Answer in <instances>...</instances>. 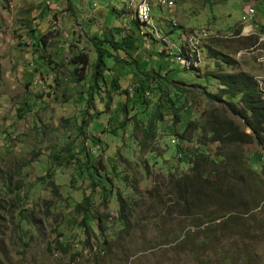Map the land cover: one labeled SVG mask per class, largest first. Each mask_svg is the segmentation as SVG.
I'll return each mask as SVG.
<instances>
[{"label": "rangeland", "instance_id": "obj_1", "mask_svg": "<svg viewBox=\"0 0 264 264\" xmlns=\"http://www.w3.org/2000/svg\"><path fill=\"white\" fill-rule=\"evenodd\" d=\"M170 1L0 0V264H264L260 147L198 145L212 108L243 129L241 120L203 98L198 86L209 92L217 86L212 72L253 76L264 99V0ZM140 2L163 7L152 10L153 29L141 27L142 34L129 18ZM105 7V15L92 11ZM109 29L121 33L110 38ZM131 37L134 51L112 53L118 64L103 58L105 82L94 86L98 40ZM186 43L196 54L190 71L166 56ZM72 56L87 58L81 81ZM220 56L234 64H221ZM152 70L188 86L175 123L166 98L150 93L124 111L142 73ZM114 79L117 91L110 88ZM187 122L197 128L175 144ZM195 152L215 162L208 179L220 180L223 196L194 193L192 208L180 211L173 180L190 176ZM85 198L95 225L88 230L79 227L74 208ZM119 199L127 205L125 226Z\"/></svg>", "mask_w": 264, "mask_h": 264}, {"label": "trees", "instance_id": "obj_2", "mask_svg": "<svg viewBox=\"0 0 264 264\" xmlns=\"http://www.w3.org/2000/svg\"><path fill=\"white\" fill-rule=\"evenodd\" d=\"M135 8L136 6L134 5L133 9L129 10V18L134 23V25H136L138 34H142L141 27H145V25L139 23L137 17L134 14ZM156 8L162 9L163 7H160L158 5H154L150 7L151 10H150L149 25L146 26L149 27L150 31H152L151 29H153L152 26L153 19L151 16V12L153 9ZM120 11L121 14L125 13L124 10H120ZM119 12H116L118 16H119ZM174 26L175 25L172 22H169L170 28ZM114 30H118V31L115 32L111 30L112 32L110 38L114 37L113 33H121L119 29H114ZM259 31L264 33V27H260ZM188 35L196 39V35L194 34H188ZM104 39L105 40H98V42L102 44L101 46L98 45V43L94 46L96 58L93 62L92 72L90 75L94 86L97 85L98 80H100V82L104 81V79L102 78V71L103 70L105 71L107 69L104 66L103 58H112L113 62L115 64H118L119 61L112 53L117 51H122L128 55L126 51L128 50L130 52L131 51L133 52L134 49L136 48V44L134 42L137 43L136 40L137 38L133 39L132 37L122 38L119 41L108 40L106 38ZM198 39L199 36H197V40ZM107 47L110 50H108ZM168 50L169 53L166 54V56L173 57L175 62L177 61V59L184 60L185 62L184 65H180L177 62L181 70L185 69L190 71L196 69L193 67V63H192V62L196 63V54L195 52H193V49L190 48L187 43L185 47L183 45L182 46L180 45L179 48L175 50L174 53L170 49ZM161 52L159 53L160 55H162ZM207 55L209 58L214 59L217 54L212 50H208ZM219 60L221 64L225 66H230L231 64H234V61H232L226 56H220ZM69 63L79 67L78 81L83 80L84 74H82V72L87 66V58L85 56H72ZM136 66L138 67L139 65ZM143 67L144 65L142 64V68ZM140 72L142 73L143 71ZM142 75H144L143 79L142 80L139 79L137 84L139 87L137 89H134L133 98L132 96L130 97L132 101L129 100L130 103L129 107L128 106L124 107L125 113L128 114V112L134 106H138V104H142L143 98L150 93L157 100H160L161 98L165 97L168 102L167 110L170 111L172 117L174 118L173 122L175 123L176 121H178V119L175 116V111H177L178 108L180 107L179 96L185 93L183 88L188 86L177 80H168L165 77V75H159L158 72H154L153 70L149 74L142 73ZM209 77L217 83V86L211 92L207 91L202 86H198L201 89L203 98L213 105L215 104L220 105L224 109V111L228 112L230 115L235 116L239 120H241L243 129H239L238 126L235 125L231 120L220 118L212 108L207 113L205 117L206 121L204 122L203 126L200 128L203 134L200 137L201 143H199L198 145L200 146L215 142L218 144L219 147L226 148L233 145L248 144L251 141H254V143L260 147L261 152L264 155V99L262 96L263 94L259 90L257 86V82L255 81L253 76L248 75L242 71H230L224 73L221 72L220 70H215V72H212L209 75ZM189 86L192 87V85ZM110 88L115 91L119 89V86L115 79L110 80ZM167 89L170 90V93L173 96V100L172 97L169 95L168 91L166 92ZM123 91L124 94L127 95L126 93L127 91L125 90ZM128 91H130L131 94V89H128ZM137 98H140V100L136 101ZM157 117L158 119H160L159 115H157ZM123 128H124V123L121 124V129ZM196 128L197 126L194 122L185 123L183 127V132H181V134H177V133L174 134V136H176L175 144L178 143V140H183L185 131L187 130L192 131ZM244 129H247L248 133L245 132ZM149 133H150V128H147L143 132L144 137L149 138L150 136H152V134ZM188 161L190 163V173H191L190 176L184 175L180 178L173 180L174 183L173 185L176 190L177 197L179 198V199L177 198V202H180L183 205L182 206L183 210L181 209L180 211H187V209L192 208V204L188 202V199L192 198V195L194 193L198 192V196H199L201 192L208 190V194L204 197L205 200H207V199L215 198L217 196H223V191H224L223 190L224 188H222V184L220 183V180L214 179L213 181H209L208 179V175H210V173L214 171L216 168L215 166L216 164L214 161L210 160L206 155L203 154V152H195L192 158H189ZM247 166L250 167V163H247ZM91 167L92 166L90 165V163H87L85 166L86 169H90ZM206 172H207V178H206ZM214 175L219 177L218 172H215ZM102 184H103L102 181H97V184L95 185H102ZM118 202H119V207L121 209V221H125L123 225L125 226L128 217V212L126 210L127 205L122 199L121 200L119 199ZM89 205L90 204L88 203V199L85 198L83 203L76 204L74 206L75 211L80 213V222L78 225L79 227L85 230L91 229L92 226H95L93 224L92 218L89 216V209H90ZM121 233H124V231H121ZM57 249L62 253L64 252L63 247H61V245L58 243H57Z\"/></svg>", "mask_w": 264, "mask_h": 264}, {"label": "bare ground", "instance_id": "obj_3", "mask_svg": "<svg viewBox=\"0 0 264 264\" xmlns=\"http://www.w3.org/2000/svg\"><path fill=\"white\" fill-rule=\"evenodd\" d=\"M150 10H151L150 9V6L147 3H145V2H142V3H140L137 6L136 16H137V19H138L139 23H141L143 25L149 24V20H150ZM145 26H148V25H145ZM255 81H256V79H255Z\"/></svg>", "mask_w": 264, "mask_h": 264}, {"label": "crops", "instance_id": "obj_4", "mask_svg": "<svg viewBox=\"0 0 264 264\" xmlns=\"http://www.w3.org/2000/svg\"><path fill=\"white\" fill-rule=\"evenodd\" d=\"M106 6H108L109 8H111L112 10H114V11H120V9H121V7L119 8V9H116V8H112V7H110L109 6V4H107ZM105 10V11H104ZM104 10L103 9H94V10H92V11H94L96 14H98L99 12H103V14L105 15V13H106V7L104 8ZM94 18H96L95 16H94ZM155 49H156V46H155ZM155 52L157 53V49L155 50Z\"/></svg>", "mask_w": 264, "mask_h": 264}, {"label": "built area", "instance_id": "obj_5", "mask_svg": "<svg viewBox=\"0 0 264 264\" xmlns=\"http://www.w3.org/2000/svg\"><path fill=\"white\" fill-rule=\"evenodd\" d=\"M158 2V1H157ZM148 8V7H147ZM196 39H197V35H196ZM166 49V48H165ZM166 53H169V50H166ZM177 62L179 63V60L177 59ZM180 64V63H179Z\"/></svg>", "mask_w": 264, "mask_h": 264}]
</instances>
